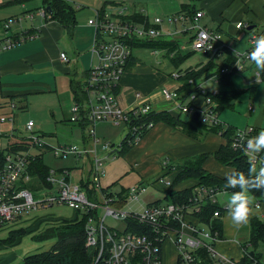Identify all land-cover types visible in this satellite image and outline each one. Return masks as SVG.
<instances>
[{"label": "built area", "instance_id": "obj_1", "mask_svg": "<svg viewBox=\"0 0 264 264\" xmlns=\"http://www.w3.org/2000/svg\"><path fill=\"white\" fill-rule=\"evenodd\" d=\"M108 6L102 13H96L95 17L88 23L93 27L94 34L90 47V53L94 59L88 68L83 85V96L74 100L69 108L68 122L73 125L82 126L87 123V136L94 147L90 149L82 143H57L45 142L36 131L33 120L25 124L27 135L21 141L25 149L5 155V162L0 168V227L14 222L24 215L44 210L53 205L65 206L73 211L80 219L82 214H87L85 224V246L95 250L93 264H163V245L167 240L172 243L176 252V264H203L201 252L210 257L214 264L226 262L214 248L219 238V233L212 230L210 224L201 223L199 215L208 203L218 204V196L229 193V188L198 186L193 194L185 202H161L148 203L140 211L132 208L122 209L117 205H132L137 202L142 194L147 192L148 186L156 187V184L170 186V181L164 179V175H157L146 183H141L127 189L126 203H112V198L100 195L101 202L90 201L82 188L81 181H75V174L63 169L59 172L49 169L45 182L48 186L41 187L35 183L34 177L28 175V166L32 159L40 156L41 151L50 152L53 157L65 159L74 157L79 160L87 157L90 167L87 175L89 187L99 192L100 178L103 175V163L112 150L117 149L109 142H100L95 133L96 123L110 122L113 125L126 126V133L122 141L128 144L135 143L152 126L153 122L147 120L149 115L160 112L155 109L148 98L141 93L135 95L140 103L132 108L123 109L117 101V90L122 75L125 73V65L132 56V43L140 40L178 39L183 32H189L191 41L190 49L208 57L209 60H218L227 57L230 51L233 59L229 65H223L219 69L220 74L240 73L252 62L248 53L254 48L255 38L260 34H249L247 36V48L237 51L222 40L220 33L207 29L200 24L203 12L198 10L195 14L188 12H174L166 22L160 17H153L148 23H140L133 20L122 19L130 14L127 0H107ZM45 15L46 10L42 9ZM185 24L189 27L186 28ZM8 23L4 24V28ZM247 24L243 21L236 23L240 30L237 39L245 34ZM183 28V30H180ZM31 36H22L18 40H24ZM17 43V40L6 39L0 41V50L7 49ZM154 54L165 53V50H151ZM226 54V55H225ZM172 56V54H170ZM164 57V56H163ZM59 58L67 62L65 53H60ZM179 71H171L170 79L179 83ZM260 78V73L256 72ZM208 80L217 82L215 76ZM199 82L197 90L201 96H205L204 83ZM188 83H193L189 80ZM178 88L168 90L160 89L159 93L167 102L173 103L174 110L192 116L197 113V120L205 125H225L218 117L210 98H204L202 105H196V92L188 93L183 99L178 95ZM214 96L217 90L209 89ZM10 108H15L10 103ZM169 110V111H172ZM252 111V106L248 107ZM12 116L0 117V122L9 120ZM258 129L248 125L236 129L231 139V147L240 150L246 156L247 161L259 166L262 153L257 154V159L244 151L246 141L256 136ZM170 163L163 162L162 169L167 172ZM165 168V169H164ZM34 183V188H27L29 183ZM34 193L38 194L37 197ZM264 197V195H263ZM258 203V202H257ZM258 207V205H256ZM222 211L227 212V206H221ZM99 210H104L103 217H99ZM109 216L115 220L123 221L121 231L105 225L104 219ZM221 211L216 210L212 219L220 218ZM246 250L243 249V253ZM238 264V263H236ZM253 264H260L254 261Z\"/></svg>", "mask_w": 264, "mask_h": 264}, {"label": "crops", "instance_id": "obj_2", "mask_svg": "<svg viewBox=\"0 0 264 264\" xmlns=\"http://www.w3.org/2000/svg\"><path fill=\"white\" fill-rule=\"evenodd\" d=\"M64 1L72 7V10L74 12V25L69 30H66V28L59 21L53 20L50 17V14L45 9L47 4L44 2V0H0V41L2 42L6 39H12L15 41L17 40V43H15L13 46L7 49L0 50V116H3V113H6L8 111H10L9 114L13 113L12 111L14 108H10V103H14V105L15 101L24 103L25 94L33 92L42 93L46 91L50 93H57L58 89L57 82L55 81V79L59 77L61 79H69L68 89L64 90L63 84L61 88L63 90H60L61 94H66L67 96H69L71 101V104H69V106L63 113V117L64 115H66L68 120L69 108L74 101V95L72 93L70 82L71 80H74L75 82L82 81L85 78L84 76L86 75L88 68L94 62V59L90 53L94 30L93 27L88 23V21L94 18L96 13H102L103 11H105L108 6V2L107 0ZM227 1L229 0L201 1L199 3V6L203 9V15L200 21H202V19L204 18L205 11L207 10L209 14L213 17L215 23L214 26H208L207 24H202L200 21L199 22L203 27H206L207 29L213 31L219 29L220 32L218 33H220L222 40L225 43H227L237 51H244L247 48V36L249 34L264 33V1H259L257 4H254L253 0H230V2H234L238 5V10L236 11V13H234V15L227 16L232 17L231 22H225L220 13L221 10L219 9H222L227 4ZM216 5H218V8H216ZM127 6L131 8L129 12L130 15L134 12H138L134 7V0H127ZM42 9L46 10L45 15L41 14ZM150 19L151 18L148 17V20ZM238 21H243L247 24L245 34L240 39H237V35L240 32V30L236 28V23ZM5 23H8L7 28H4ZM250 26L252 28L247 29ZM257 27H260V30H257V32H255L254 30L257 29ZM22 36L31 37H28L21 41L18 40ZM189 38V32L186 35L181 33L178 36V39L180 40V51L184 53H191L186 60H188L194 54H199L191 51ZM139 51L141 50H137L135 52L136 57ZM60 53L66 54L68 59L67 62H63L60 60ZM88 53L90 55L88 67H82L81 69L79 65L80 58H83ZM228 56L229 55H227L226 59L225 57H222L218 60H215V66H220L223 62H226L228 60ZM204 57L206 58L204 62H199L198 64L194 65L183 66L184 62L186 61L185 60L184 62L179 64L177 69L185 70L189 67H196L197 65H202L209 60L207 56L204 55ZM158 69L173 71V67L165 58L159 63ZM148 71L149 70L147 67L141 66L138 62L128 72H125L122 75L119 83V89L117 90V101L121 108L129 109L138 105L140 103V99L135 97L137 93H141L145 98H148L155 109H158L160 111H169L173 108V103L165 101L160 95L159 91L162 88H167L168 90L179 88L181 83L173 82L164 75V79L161 78V80H163V84L161 85L159 91L155 90V92H150L151 88L146 85L145 81H143L145 80V73ZM245 71H253V82H260L264 80V77L261 76L260 68H257L254 62H250L240 73H243ZM256 72L260 73V78L256 76ZM234 74L230 76L231 84L232 87L236 91H238L236 87H234L232 81V76ZM55 75H57V77H55ZM78 75H80V78L75 77ZM213 83L220 85L219 89L213 88L214 90H217V92L223 89V85L221 84V82L219 83L218 79L217 82L213 81ZM250 89L253 90L252 86H250ZM259 98L260 100L258 103L249 104V106H252V111L248 110L249 112H253L254 107H257V110L259 111L257 118L252 124V126H255L257 129H259L262 124L261 122H263L262 116L264 112V93H262L261 97ZM235 99L231 101L232 105ZM194 103L196 105H202L201 98L197 97ZM170 112H172L173 114L178 113V111L174 109H172V111ZM179 115L182 118V113L180 114L179 112ZM185 115H187L186 119H188L189 115ZM217 115L219 117V113H217ZM63 117L61 118V120L63 119ZM65 119L62 121H65V123H62L61 125H68L67 130H69L71 134V139H74L71 142L80 144L82 143L84 146L90 149L95 148V150L97 149L98 153L99 147H94L93 144L90 142L87 136L86 127L80 125H73ZM61 125L59 126L62 127ZM110 127L112 129H115V127H120V125H113L108 121L96 123V136L97 133H99V136H102L103 139H108L106 137L108 131L111 130ZM35 131H38L36 127ZM73 132L76 133L74 135V138L72 137ZM3 135V138H1L0 140L1 149H4L11 140L16 142H22L21 140L24 137H18L15 132V129L9 131L8 133H4ZM84 136L87 137V143H85L86 140ZM208 136H211L209 141H205L208 146L206 148H203L202 144L198 143L199 139H196L195 137L184 133L180 129H173L171 126L161 121L157 122L153 124V126L145 134H143L124 154H119L116 148L115 150L111 151L109 157L107 158L109 160V163L107 162L108 165L106 168L104 167L103 175L100 178V186L102 189L105 190L109 188V192L119 195L120 191H127L129 187L139 185L141 183H148V181H146L145 179L150 178L152 176L155 177L159 174H165L164 176H168V179L166 180L172 182L173 178L175 177V172L166 173V171L162 169L163 162L167 160V162L170 164H176L188 157L197 156L203 153H212L221 144L224 143V139L220 135L207 134L202 139L205 140L209 138ZM43 138H47L48 140H50L49 138L57 137L56 134H48V137ZM97 138L100 140V142H105V140L100 139L98 136ZM121 141H119V143ZM56 142L69 143L70 141L59 142L57 140ZM111 142L112 144L110 142L109 143L111 145H115L116 147L119 144H114L113 141ZM41 152L42 153L40 154V156L42 158V162L46 167H48V169H53L57 172L63 169H67L69 172L75 174V181H81L82 188L85 190L87 196L86 188L83 186L85 179L87 180L86 177L88 175L90 167L87 157H81V159L79 160L75 159L74 157H68L61 160L64 161L63 165L53 167L46 164L43 158V155H45L46 153L52 157L53 155L45 150ZM262 157L264 158V152L262 153ZM214 164L217 165H215V168L213 166ZM203 168L207 172H210L220 177H224L232 171L230 167L223 166L217 163L212 157H208L205 160V162L203 163ZM219 170H222V172H216ZM143 174H146L147 176L142 177L141 175ZM34 179L36 184H39L41 182L40 186H44L39 176H34ZM152 179L153 178H150L149 180L151 181ZM33 184L34 183L32 182L30 183V185ZM194 184L195 182L193 180H185L183 182L178 183L177 185H174L173 191H179L184 188H189ZM117 186H119V189L115 190L114 188H116ZM165 187L166 186L162 184H156V187L153 188L155 189V191L161 192ZM98 194L99 195L97 197V201L100 203L102 199L100 197V193ZM162 199V194L161 196H153L147 194L141 200L145 203H153ZM138 202L139 200L136 203ZM218 204L220 207L224 205L227 206L226 201ZM256 205L261 207L262 205H264V201L259 202L256 198L252 196L251 208L253 209V207H257ZM49 208L33 212L29 214L28 217L35 216L40 218V221L45 220L48 222H58L61 219H69L74 217L73 214V216L68 218L57 217L48 220L44 219V213H46ZM227 214L228 211L224 212L221 217L227 216ZM263 215L264 210H260L258 212L251 211V214L248 216L247 222L242 224L244 226H247L246 228H248L249 238V218L256 217L264 223V219H261V216ZM219 219L221 224V231L218 240L215 242L214 248L223 258L226 259V262H223L221 264L239 263L240 259L243 256V247L247 246L246 244L243 245L241 242L242 225L239 227L235 226L230 220V217L225 224L221 221V218ZM25 236H30L31 240H33L31 235ZM22 238L18 239L15 245L8 249L11 250V253H0V264H22V260L24 257L31 255V253H38L35 252L34 249L32 250L27 248L24 250L26 251L24 255L22 253L20 255H16L14 252H12L17 249ZM254 251L259 255L260 262V254L256 250ZM162 263L176 264V252L171 242H165V244L163 245ZM260 264L262 263L260 262Z\"/></svg>", "mask_w": 264, "mask_h": 264}, {"label": "trees", "instance_id": "obj_3", "mask_svg": "<svg viewBox=\"0 0 264 264\" xmlns=\"http://www.w3.org/2000/svg\"><path fill=\"white\" fill-rule=\"evenodd\" d=\"M203 0H188V4H181L178 12H188L190 14H195L196 11H202V8L199 6V3ZM47 4L46 10L50 14V17L53 20L59 21L66 30H69L74 25V12L72 7L67 4L64 0H44ZM196 3V4H195ZM122 19L133 20L140 23H148V17L141 12H134L130 16L126 15ZM220 32L219 29L215 30ZM188 32H183L186 35ZM191 41V37L189 38ZM179 39H158V40H140L139 42L132 43V56L125 65V72H128L135 64L140 60L136 57L135 52L137 50H165L164 58L167 59L170 65L176 70L182 62H184L189 56L190 52L184 53L179 49ZM172 54V56H170ZM228 60L223 62L220 66H215V60H208L202 65H197L196 67H189L185 70L177 69L181 73L179 77L180 87L177 89L178 95L181 99L185 98L188 93L196 92L197 97H200L203 101L204 98H210L212 105L217 113L226 107H231V101L235 99L238 91H236L231 84L230 76L234 74L233 72L228 74H220L219 69L223 65H229L232 62V55L230 51L227 50ZM170 72L168 73L170 77ZM261 76L264 77V69H260ZM87 74V73H86ZM215 76L218 79L219 83L223 85V89L218 91L216 95H212L209 91L205 93V96H201L200 92L197 90V85L199 82L208 80L210 77ZM86 78V75L84 76ZM83 77V78H84ZM74 81L71 80L70 86L72 93L74 95V100H78L83 96V85L84 80ZM171 80V79H170ZM189 80H192L193 83H188ZM216 103V104H215ZM181 114V113H180ZM147 120L152 121L153 124L157 122H163L173 129H180L184 133L195 137L196 139H201L207 134L220 135L224 139V143L221 144L214 152L212 153H203L197 156L188 157L176 164H170L165 168H168L166 173L175 172V177L173 178L171 185L165 187L161 194L163 195L162 200H158L155 203L161 202H186L188 197H190L195 188L198 186H206L209 188L212 187H222L225 186L227 175L220 177L214 175L210 172H207L203 168V163L208 157H212L217 163L230 167L232 171L228 174H231L233 171L243 172L246 176L249 175V169L252 166L246 159V156L240 150H234L230 143L232 136L234 135L236 129L232 128L230 125H205L200 123L199 120H194L192 116H189V119H183L180 117L179 112L173 114L170 111H160L149 115ZM87 127V123L82 125ZM147 132V131H146ZM145 132V133H146ZM144 133V134H145ZM3 134L0 133V140L3 138ZM85 143L88 142L87 137L84 136ZM25 144L23 141H10L8 145L4 148H0V168L3 167L5 162V155L7 153H14L16 151L25 149ZM134 143L128 144L126 141H121L117 147L119 154H124L129 150ZM164 168V169H165ZM28 175L34 177L39 176L44 186H48L45 182V177L48 175L49 169L46 167L41 156H37L32 159L28 166ZM165 175V174H163ZM185 180H193L195 182L189 188H184L179 191H173L174 185H177L180 182ZM83 186L86 188L87 198L90 201H97L98 193L104 196L105 198H112V203H126L127 191H120L119 195L109 192L108 189H101L99 192L89 187V183L85 179ZM29 187L34 188L33 185ZM239 191V187L229 188V192ZM250 194L256 198L259 202L264 201V187L250 188ZM221 211V216L224 213L219 204L208 203L202 210L199 215V221L201 223H208L211 225L212 230L217 231L220 234L221 224L219 218L212 219V214L214 211ZM250 212L248 216L251 214ZM61 219L58 223L64 225L62 228H56L52 230L50 235L36 240H45L48 238H55V244L51 249L46 251H41L35 254L28 255L23 258L22 264H93L95 259V250L87 248L85 246V224L87 222V214H82L80 219L75 218ZM249 227H250V238L249 244L256 247L258 242H264V223L256 218H249ZM23 236V229H15L9 232V235L3 244L14 243ZM1 245V243H0ZM246 252L243 253L242 258L238 264H253L254 261L259 262V255L252 250L253 254L250 255L247 251L246 246L243 247ZM204 262L203 264H214L213 261L208 257L207 254L201 252Z\"/></svg>", "mask_w": 264, "mask_h": 264}, {"label": "rangeland", "instance_id": "obj_4", "mask_svg": "<svg viewBox=\"0 0 264 264\" xmlns=\"http://www.w3.org/2000/svg\"><path fill=\"white\" fill-rule=\"evenodd\" d=\"M259 1L263 2L264 0H253L254 4H257ZM188 0H134V7L136 11H141L143 12L146 16L149 18L153 17H160L163 19L164 22L167 21L168 17L178 11L179 7L181 4H188ZM252 3V4H253ZM196 4V3H195ZM218 5H216V8ZM131 8L128 7L126 12H130ZM203 10V9H202ZM221 10L220 13L222 15V18L224 19L225 22H231L232 17H227L229 15H234L236 11L238 10V5L236 3H232L227 1V4L222 8L219 9ZM202 24H207L208 26H214V20L213 17L209 14V12L206 10L205 11V16L200 21ZM185 27L188 28L189 26L185 24ZM255 29V28H254ZM180 30H183L181 28ZM257 30H260V27H257L254 31L257 32ZM69 44V42H68ZM70 46V45H69ZM139 55V56H138ZM137 57L139 58V63L141 66H145L148 68V72H146L145 76V83L147 86L151 88L150 92H155L159 91L161 88V85L163 84L164 77L169 78V71L166 70H159V63L164 59L161 54H154L150 51L147 50H141L138 52ZM89 53L84 56L83 58H80V62L84 65H82L79 62L80 68L82 67L87 68L89 64ZM206 58L204 55L200 54H194L191 56L188 60L184 62L183 66L187 65H194L198 64L199 62H204ZM159 61V63H158ZM70 64V63H69ZM68 64V65H69ZM254 71V70H253ZM253 71H245L243 73H237L232 76V81L234 87L239 91L236 99L231 107H226L222 109L219 112V119L227 124L230 125L232 128L238 129V128H243L247 125H252L254 123V120L257 118L259 111L257 110V107H254L253 112L248 111V106L249 104H256L259 102L262 93H264V80L263 81H257L253 82L252 80L254 79L253 76ZM165 75V76H164ZM57 77V75H55ZM76 78H80V75L75 76ZM245 78V81H244ZM170 79V78H169ZM68 80L66 78H59L57 77L55 81L57 82V93L54 92H42V93H28L25 94V99L24 103H20L18 101H15V108L13 109V113H10V111L3 113V117H8L12 116V122L9 120H6L4 123H0V132L1 134L8 133L9 131H12L15 129V132L18 137H23L27 135V132L25 130V124L29 119H32L33 122L35 123L36 129H38L37 133L43 137H48V134H56L57 138H42L45 142L47 143H52V144H57V140L59 142H65V141H72L74 139H71V134L68 129V125L63 126L61 125L62 122L65 118L67 120L66 115L63 117V113L65 112L66 108L71 104L69 96L62 95L60 90L62 88V85L64 84V90L68 89ZM250 86H252L253 90L250 89ZM169 87V86H167ZM203 88L205 91H209V89H219L220 85L219 84H214L212 80H208L206 83H204ZM143 96V94H142ZM144 97V96H143ZM26 103V104H25ZM10 110V109H9ZM264 110V108H263ZM1 113V111H0ZM2 117V116H0ZM63 119L61 120V118ZM182 118L186 119L187 115L184 113L182 114ZM189 119V118H188ZM263 122H261V126L258 129V132L261 129H264V112L262 116ZM68 121V120H67ZM59 123V124H58ZM67 123V122H66ZM61 125L62 127H60ZM111 128V127H110ZM42 130V131H41ZM126 133V126L121 125L120 127H115V129H112L108 131L107 137L108 139H103L102 136H99V133H97V136L100 139H103L105 141H109L111 144L113 141L114 144H118L119 141L122 140V138L125 136ZM43 134V135H42ZM76 133L73 132L72 137L74 138V135ZM47 135V136H46ZM114 135V136H112ZM209 138L203 140L202 138L198 140V143H201L203 148H206L208 144L205 141H209L211 136H208ZM76 138V137H75ZM111 141H110V140ZM55 142V143H53ZM44 162L48 164L49 166H60L64 164V161H61L62 159L60 158H53L49 154L43 155ZM109 160H105L103 163V169L104 167L106 168L108 165ZM108 162V163H107ZM214 164V168H215ZM217 166V165H216ZM211 170V168H210ZM216 172H222V170L216 171ZM142 177L147 176L146 174L141 175ZM150 178H153L150 177ZM147 178L145 179L146 181H150ZM165 180L168 179V176L164 177ZM149 185V183H146ZM30 183L26 186L29 188ZM115 190L119 189V186L114 188ZM226 193V194H230ZM153 195V196H161L160 191H155V189L151 186H148L147 192L142 194L139 198V202L137 204H132V205H125L123 204L117 205L118 208L127 209L132 208L134 210L140 211L143 207H145L146 204L144 201L141 199L147 195ZM220 195L218 196L217 200L218 203H223L224 201L227 202V195ZM34 196L37 197L38 194L34 193ZM136 203V202H133ZM260 210H264V205L261 207H253L251 210L252 212H258ZM99 217H103L104 215V210H99ZM44 219H54L57 217H62V218H68L73 216V211L65 206H53L48 209L46 213H44ZM28 215H24L22 217H19L17 220H15L12 223H9L3 227H0V253L4 254L7 252L11 253V250H8L11 248L17 241L14 243H7L3 244L5 240L7 239L9 232L12 230H19L23 229V236H21L22 240L20 241L18 247L16 250L12 251L16 255H20L21 253L24 255L26 251H24L26 248L27 249H34L35 252H41V251H46L51 249V247L55 244L56 239L55 238H48L45 240H36V239H41L43 237H46L47 235H50L52 233V230H55L56 228H62L64 227L63 224L58 223V222H48L45 220L40 221V218L38 217H28ZM229 215L220 217L221 221L225 224L226 221L229 219ZM261 219H264V215L261 216ZM231 220V217H230ZM105 225L115 228L116 230L121 231L123 229V221L118 219H112L109 216H106L104 219ZM247 226L242 225L241 229V242L243 245H247V251H252L256 250L260 254V262L264 264V242H258L257 246L254 247L249 244V232ZM25 235H31L32 239L31 240L30 236H25ZM240 239V237H239ZM169 240L166 241L168 243ZM8 250V251H6ZM33 252V253H35ZM32 254V253H31Z\"/></svg>", "mask_w": 264, "mask_h": 264}, {"label": "clouds", "instance_id": "obj_5", "mask_svg": "<svg viewBox=\"0 0 264 264\" xmlns=\"http://www.w3.org/2000/svg\"><path fill=\"white\" fill-rule=\"evenodd\" d=\"M254 44L255 46L248 53V57L257 68L264 69V34L256 37ZM244 151L253 160L257 159L258 153L264 152V129H261L256 136L247 139ZM225 187H239V191L226 194L228 215L231 217L232 223L239 227L247 222L250 212L252 204L250 188L264 187V158L259 159L258 167L256 164L250 167L248 176L243 172L236 171L227 174Z\"/></svg>", "mask_w": 264, "mask_h": 264}, {"label": "water", "instance_id": "obj_6", "mask_svg": "<svg viewBox=\"0 0 264 264\" xmlns=\"http://www.w3.org/2000/svg\"><path fill=\"white\" fill-rule=\"evenodd\" d=\"M251 28H252V27L250 26V27H248L247 29H251ZM192 117H193L194 120H197V113H194V114L192 115ZM249 254L252 255L253 252H252V251H249Z\"/></svg>", "mask_w": 264, "mask_h": 264}]
</instances>
